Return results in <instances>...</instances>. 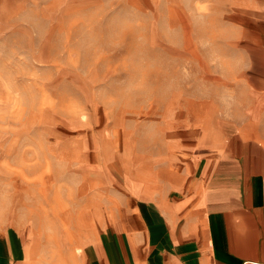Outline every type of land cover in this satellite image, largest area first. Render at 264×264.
Masks as SVG:
<instances>
[{
  "label": "rangeland",
  "instance_id": "rangeland-1",
  "mask_svg": "<svg viewBox=\"0 0 264 264\" xmlns=\"http://www.w3.org/2000/svg\"><path fill=\"white\" fill-rule=\"evenodd\" d=\"M263 102L264 0H0V216L81 263L138 163L258 140Z\"/></svg>",
  "mask_w": 264,
  "mask_h": 264
},
{
  "label": "crops",
  "instance_id": "crops-1",
  "mask_svg": "<svg viewBox=\"0 0 264 264\" xmlns=\"http://www.w3.org/2000/svg\"><path fill=\"white\" fill-rule=\"evenodd\" d=\"M264 110V102L261 107ZM262 115H264L262 113ZM259 139L149 158L131 181L132 217L106 229L71 264H264V116ZM27 244L0 216V264H31Z\"/></svg>",
  "mask_w": 264,
  "mask_h": 264
},
{
  "label": "built area",
  "instance_id": "built-area-1",
  "mask_svg": "<svg viewBox=\"0 0 264 264\" xmlns=\"http://www.w3.org/2000/svg\"><path fill=\"white\" fill-rule=\"evenodd\" d=\"M262 197H263V203H264V179L262 180Z\"/></svg>",
  "mask_w": 264,
  "mask_h": 264
},
{
  "label": "bare ground",
  "instance_id": "bare-ground-1",
  "mask_svg": "<svg viewBox=\"0 0 264 264\" xmlns=\"http://www.w3.org/2000/svg\"><path fill=\"white\" fill-rule=\"evenodd\" d=\"M77 252H79V251H77Z\"/></svg>",
  "mask_w": 264,
  "mask_h": 264
}]
</instances>
